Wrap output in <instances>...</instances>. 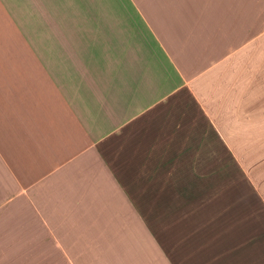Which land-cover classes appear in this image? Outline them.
<instances>
[{
	"label": "crops",
	"instance_id": "obj_1",
	"mask_svg": "<svg viewBox=\"0 0 264 264\" xmlns=\"http://www.w3.org/2000/svg\"><path fill=\"white\" fill-rule=\"evenodd\" d=\"M254 135L264 0H0V264H264Z\"/></svg>",
	"mask_w": 264,
	"mask_h": 264
},
{
	"label": "rangeland",
	"instance_id": "obj_2",
	"mask_svg": "<svg viewBox=\"0 0 264 264\" xmlns=\"http://www.w3.org/2000/svg\"><path fill=\"white\" fill-rule=\"evenodd\" d=\"M263 139H264V137L263 136H260V135H254V137H253V143H259V142H263ZM243 155L242 157L240 156L239 158H243L244 157V153L242 152H240V151H238V156L239 155Z\"/></svg>",
	"mask_w": 264,
	"mask_h": 264
}]
</instances>
